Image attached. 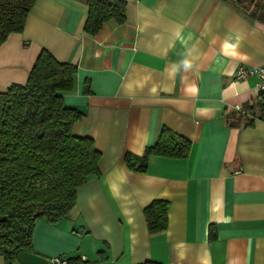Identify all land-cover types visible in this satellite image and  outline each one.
Segmentation results:
<instances>
[{"label":"crops","instance_id":"0c3cea01","mask_svg":"<svg viewBox=\"0 0 264 264\" xmlns=\"http://www.w3.org/2000/svg\"><path fill=\"white\" fill-rule=\"evenodd\" d=\"M124 1L126 22L91 35L84 0H36L0 44V92L26 82L42 49L76 65L72 133L100 152L99 175L64 218L36 221L17 264L100 253L102 264H264V111L257 79L234 77L264 65V24L221 0ZM162 127L190 141L188 155L129 170L124 154H142ZM154 199L168 201L167 225L150 233Z\"/></svg>","mask_w":264,"mask_h":264},{"label":"trees","instance_id":"16d2710c","mask_svg":"<svg viewBox=\"0 0 264 264\" xmlns=\"http://www.w3.org/2000/svg\"><path fill=\"white\" fill-rule=\"evenodd\" d=\"M36 0H0V44L9 34L22 31ZM241 10L251 21L264 24V0H221ZM88 7L84 31L97 34L103 24L126 22L124 0H84ZM76 65L56 60L42 49L24 84L12 83L0 92V257L17 264L22 251L31 250L35 223L56 222L76 202V190L90 176H98L100 152L91 136H76L72 125L82 113L64 102L75 85ZM264 111V92L256 101ZM240 112V111H239ZM247 121V120H246ZM251 123V122H246ZM190 141L162 127L155 142L142 154L127 152L123 161L135 172H144L152 155L185 158ZM150 233L166 228L168 201L152 200L143 210ZM215 232L210 231L213 238ZM80 256L68 264H102ZM137 264H161L148 260Z\"/></svg>","mask_w":264,"mask_h":264},{"label":"built area","instance_id":"2783aa9c","mask_svg":"<svg viewBox=\"0 0 264 264\" xmlns=\"http://www.w3.org/2000/svg\"><path fill=\"white\" fill-rule=\"evenodd\" d=\"M254 76L257 79V88L259 92H264V65L259 66H243L240 65L237 67L234 77L235 79H246ZM244 113L247 111H243L240 107L236 108ZM49 264H68V258L62 255L53 256L49 260Z\"/></svg>","mask_w":264,"mask_h":264}]
</instances>
